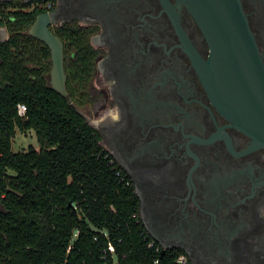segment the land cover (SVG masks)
Masks as SVG:
<instances>
[{
    "label": "flooded vegetation",
    "instance_id": "obj_1",
    "mask_svg": "<svg viewBox=\"0 0 264 264\" xmlns=\"http://www.w3.org/2000/svg\"><path fill=\"white\" fill-rule=\"evenodd\" d=\"M240 3L264 65V0ZM15 11L62 44L65 95L51 83V50L29 35L47 86L133 194L151 246L174 264H264V147L216 87L211 47L184 2L0 0V44Z\"/></svg>",
    "mask_w": 264,
    "mask_h": 264
},
{
    "label": "trees",
    "instance_id": "obj_2",
    "mask_svg": "<svg viewBox=\"0 0 264 264\" xmlns=\"http://www.w3.org/2000/svg\"><path fill=\"white\" fill-rule=\"evenodd\" d=\"M32 21L6 16L0 44V264H174L142 235L133 194L92 129L47 86L48 64L26 34ZM30 130L39 150L13 152L16 132Z\"/></svg>",
    "mask_w": 264,
    "mask_h": 264
},
{
    "label": "water",
    "instance_id": "obj_3",
    "mask_svg": "<svg viewBox=\"0 0 264 264\" xmlns=\"http://www.w3.org/2000/svg\"><path fill=\"white\" fill-rule=\"evenodd\" d=\"M182 1L211 47L209 64L216 87L238 124L256 144L264 147V65L240 0ZM27 34L51 50V83L59 94L65 95L62 44L40 19L29 27Z\"/></svg>",
    "mask_w": 264,
    "mask_h": 264
},
{
    "label": "rangeland",
    "instance_id": "obj_4",
    "mask_svg": "<svg viewBox=\"0 0 264 264\" xmlns=\"http://www.w3.org/2000/svg\"><path fill=\"white\" fill-rule=\"evenodd\" d=\"M29 146H33L35 149L39 150V143L37 142V138L33 130L27 131L25 133H21L19 131L16 132L13 140L11 149L13 152L25 151ZM2 208H0V211Z\"/></svg>",
    "mask_w": 264,
    "mask_h": 264
},
{
    "label": "built area",
    "instance_id": "obj_5",
    "mask_svg": "<svg viewBox=\"0 0 264 264\" xmlns=\"http://www.w3.org/2000/svg\"><path fill=\"white\" fill-rule=\"evenodd\" d=\"M16 109H17V114L19 116H23L25 114V111H26L25 105L18 104ZM149 246H151V244H149ZM109 250L112 251L113 250L112 247H109ZM179 260H181V257L179 258Z\"/></svg>",
    "mask_w": 264,
    "mask_h": 264
}]
</instances>
